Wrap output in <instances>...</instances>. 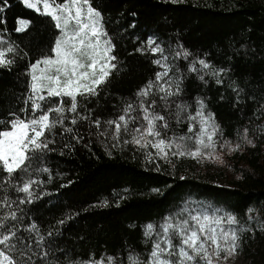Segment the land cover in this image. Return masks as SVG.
<instances>
[{
  "label": "trees",
  "instance_id": "16d2710c",
  "mask_svg": "<svg viewBox=\"0 0 264 264\" xmlns=\"http://www.w3.org/2000/svg\"><path fill=\"white\" fill-rule=\"evenodd\" d=\"M90 4L101 15L117 68L98 96L78 97L83 105L79 111L90 115L89 120L78 119L72 125L75 114L66 113L64 125L73 132L54 129L47 137L54 143L32 159L27 173H14L9 179L0 169V199L10 201V206L0 207V217L16 214L15 220L5 221L0 234L15 230L22 241L10 249L12 255L27 264H95L101 259L108 264V257L114 264H128L129 255L147 262L157 237L155 233L146 237V226L152 224L159 232L166 217L187 206L230 213L239 221L233 227L254 229L238 231L236 255L242 254L244 262L237 263L235 255L221 264H264V232L248 218L253 209L251 215L264 222V0H90ZM20 20L29 22L24 31L17 30ZM55 23L23 0H0V49H14L7 54L13 62L0 66V130H9L8 122L15 117L31 118L30 66L54 55L60 36ZM149 41L163 52L153 53ZM185 51L187 58L177 56ZM158 59L171 68L165 79L180 80L182 90L170 98L168 108L158 96L147 98L156 99L152 111L168 121L162 134L191 135L188 128L193 122L187 117L195 115L197 101L203 100L205 114H214L220 128L214 137L220 159L170 157V163L159 158L149 162L146 152L154 149L124 143L131 136L123 130L119 140L113 139L114 130L105 122L117 119L128 103L138 104L137 92L163 71L154 63ZM200 59L211 69H202L196 63ZM193 64L197 72L190 71ZM219 69H224L219 77L209 74ZM43 103L55 107L54 100ZM179 103L188 107L177 122ZM132 115H139V109ZM96 119L101 121L99 129L91 123ZM142 123L138 120L129 128ZM245 129L255 147L242 139ZM195 130L199 131L198 123ZM225 141L232 147L240 144L239 150L221 147ZM193 146L187 142L188 148ZM45 168L47 172L42 171ZM29 179L42 182L33 185L31 202L15 190ZM20 252L25 255L20 257Z\"/></svg>",
  "mask_w": 264,
  "mask_h": 264
},
{
  "label": "snow or ice",
  "instance_id": "6c2138e0",
  "mask_svg": "<svg viewBox=\"0 0 264 264\" xmlns=\"http://www.w3.org/2000/svg\"><path fill=\"white\" fill-rule=\"evenodd\" d=\"M173 3L178 0H172ZM23 3L31 9L51 16L56 22L55 26L61 30V37L55 43L53 56L38 60L30 66L31 91V118L15 117L8 122L9 130H0V169L8 174L11 179L14 173H27L30 162L38 158V154L49 150V143H54L47 137L53 134L58 126L63 133H72L71 127H66L64 121L66 113L75 114L70 124L76 125L79 120H89L90 115H82L80 99L96 97L100 94L102 86L106 85L113 70L117 68L116 57L111 55L114 46L100 23V14L90 4V0H23ZM29 22L19 21L18 31H24ZM154 41H149V47L153 53H162L159 46L152 47ZM14 52L12 47L0 49V66L10 65L13 61L7 58L8 53ZM189 55L186 51L177 53V56ZM166 61L167 58L164 57ZM163 71L157 72L154 80H149L137 92L138 104L128 103L122 114L115 120L106 121L108 128L113 129V139L119 140L121 131L130 135V140L124 143L137 145L140 149H154L155 152L147 151L146 159L149 162L159 158L165 162H171L170 157L191 158L197 161L203 159L218 160L215 155L217 141L214 137L220 131L219 125L215 123L214 114H205V103L198 100V110L195 115L189 114L187 119L193 123L188 128L191 135L171 136L165 138L162 130L169 127L165 116L152 111L156 105V99L148 100L149 97H157L164 108H168L169 100L181 94L180 80L173 81L169 76L171 68L161 60H155ZM198 63L202 69H211V65L200 59ZM190 71L197 72L195 64ZM224 69L210 71L212 76L219 77ZM204 80V76H199ZM217 83H222L217 79ZM67 98V106H65ZM55 101V107L43 102ZM187 105L176 104L177 122L179 113L187 111ZM264 107V106H262ZM139 109V115H132ZM138 120L144 121L134 128ZM159 122V124H158ZM97 129L101 121L96 119L91 122ZM199 131H196V124ZM101 132L100 135H106ZM82 139V137H73ZM242 139L252 147L255 144L247 137V129L244 130ZM187 142H192V148L187 147ZM228 146L231 151H238L240 144L234 147L225 141L221 147ZM47 172L48 169H42ZM38 182L29 179L21 185L15 186V190L26 194L27 202H31L33 196V185ZM21 200L20 203H24ZM107 206V202H104ZM10 206L7 198L0 199V207ZM253 209L248 210L249 220L255 219L256 229L264 232V222L258 217H253ZM16 219L15 212L8 216L0 217V228L5 227V221ZM239 221L230 213H222L218 209L209 210L207 207L189 208L183 207L179 213L166 217L157 232L152 224H148L145 236L151 238L155 233L156 239L152 244L147 262L141 261L139 257L129 255L128 264H221L230 257L236 255L240 248L241 237L239 232L252 231L254 229L239 230L234 225ZM35 230V226H33ZM15 240V243L13 241ZM175 241V242H174ZM22 243L16 239V231L8 230L7 234H0V264H27L22 259L18 260L12 255L10 249L15 250L16 244ZM223 254V255H222ZM20 257L25 253L20 252ZM30 259V258H29ZM108 264H114V258L108 257ZM95 264H104V260L96 261Z\"/></svg>",
  "mask_w": 264,
  "mask_h": 264
},
{
  "label": "rangeland",
  "instance_id": "374dc122",
  "mask_svg": "<svg viewBox=\"0 0 264 264\" xmlns=\"http://www.w3.org/2000/svg\"><path fill=\"white\" fill-rule=\"evenodd\" d=\"M60 2V1H59ZM62 2V1H61ZM97 11V10H96ZM98 12V11H97ZM100 14V13H99ZM99 20H100V23H101V15H100V17H99ZM25 21H27V20H25ZM60 37H61V30H60V36H59V39H60ZM236 262L237 263H241V262H244V256L242 255V254H237L236 255Z\"/></svg>",
  "mask_w": 264,
  "mask_h": 264
}]
</instances>
